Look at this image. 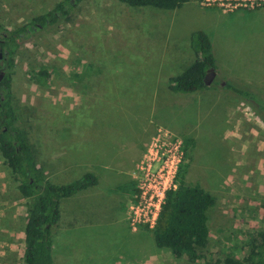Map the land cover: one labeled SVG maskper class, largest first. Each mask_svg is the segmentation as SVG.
I'll return each mask as SVG.
<instances>
[{
  "label": "rangeland",
  "instance_id": "rangeland-1",
  "mask_svg": "<svg viewBox=\"0 0 264 264\" xmlns=\"http://www.w3.org/2000/svg\"><path fill=\"white\" fill-rule=\"evenodd\" d=\"M56 1L0 0V25L19 26ZM235 2L191 0L160 9L81 0L68 21L32 30L14 53L11 89L38 164L57 152L58 160L74 161L76 179L91 172L90 147L101 144L88 135L144 142L138 160L157 135L179 138L181 148L182 137L191 138L179 163L187 165L183 181L214 197L205 248L237 253L249 232L264 229V4ZM196 29L211 42V85L172 92L167 79L193 60L189 37ZM38 67L50 72L45 85L34 81ZM16 181L0 156V264H22L29 199ZM114 227L83 229L53 255L59 264H202L156 247L145 227L122 237Z\"/></svg>",
  "mask_w": 264,
  "mask_h": 264
},
{
  "label": "trees",
  "instance_id": "trees-1",
  "mask_svg": "<svg viewBox=\"0 0 264 264\" xmlns=\"http://www.w3.org/2000/svg\"><path fill=\"white\" fill-rule=\"evenodd\" d=\"M80 1L57 0L48 10L19 26L7 29L0 25V156L17 178L16 188L20 195L29 199L23 226L22 264H53L51 231L59 217V199L97 181L91 172H84L65 184H55L47 178L37 163L34 147L19 119L11 89L16 49L30 37L32 30L39 31L68 21L71 10ZM116 1L129 7L174 9L191 0ZM189 44L194 58L178 74L168 77L167 89L172 92L189 93L211 85V80L208 83L207 80L215 69V60L208 35L196 29L190 34ZM49 77V70L43 67L33 72L34 81L39 85L47 84ZM192 144L191 138L182 137L184 156L188 157V147ZM186 170V164H179L176 186L165 192L155 223L147 229L154 245L167 248L175 258L184 257L190 262L264 264V229L249 232L237 253L217 256L205 248L208 234L206 211L214 204V197L198 184L185 183Z\"/></svg>",
  "mask_w": 264,
  "mask_h": 264
},
{
  "label": "crops",
  "instance_id": "crops-1",
  "mask_svg": "<svg viewBox=\"0 0 264 264\" xmlns=\"http://www.w3.org/2000/svg\"><path fill=\"white\" fill-rule=\"evenodd\" d=\"M106 134L88 135V138L93 140L101 139L100 146L91 145L90 147L93 156L90 159L93 166L91 173L96 176V183L59 199V217L51 231L53 264H59V255L55 258L53 250L56 252L64 241L67 243L70 241L69 239L76 240L77 235H82L83 229L115 226L113 229L117 236L119 233L121 237L128 233L137 234L128 228L124 209L134 186L135 163L144 142L140 143L136 139H130V142L123 145L115 140L116 137ZM55 137L57 135H54ZM121 139L123 138L121 137ZM108 141L109 143H106ZM41 160L42 162L40 161L41 163L39 162L38 165L44 169L51 182L65 184L75 179L71 176L75 166L72 159L62 162L58 160L56 152L50 156L44 154ZM82 238L84 237L82 236ZM118 239L120 238L118 237ZM141 243L142 240L139 251L142 248Z\"/></svg>",
  "mask_w": 264,
  "mask_h": 264
},
{
  "label": "built area",
  "instance_id": "built-area-1",
  "mask_svg": "<svg viewBox=\"0 0 264 264\" xmlns=\"http://www.w3.org/2000/svg\"><path fill=\"white\" fill-rule=\"evenodd\" d=\"M236 5L264 4V0H234ZM157 135L135 163V194L126 213V223L131 231L139 227L150 229L156 220L165 192L175 188L182 148L177 137L166 139Z\"/></svg>",
  "mask_w": 264,
  "mask_h": 264
},
{
  "label": "water",
  "instance_id": "water-1",
  "mask_svg": "<svg viewBox=\"0 0 264 264\" xmlns=\"http://www.w3.org/2000/svg\"><path fill=\"white\" fill-rule=\"evenodd\" d=\"M213 74V73H212ZM210 79L207 80V83L209 82Z\"/></svg>",
  "mask_w": 264,
  "mask_h": 264
},
{
  "label": "flooded vegetation",
  "instance_id": "flooded-vegetation-1",
  "mask_svg": "<svg viewBox=\"0 0 264 264\" xmlns=\"http://www.w3.org/2000/svg\"><path fill=\"white\" fill-rule=\"evenodd\" d=\"M0 58H1V52H0Z\"/></svg>",
  "mask_w": 264,
  "mask_h": 264
}]
</instances>
